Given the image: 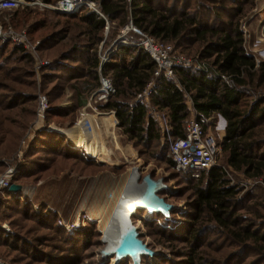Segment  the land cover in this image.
<instances>
[{
  "label": "rangeland",
  "instance_id": "obj_1",
  "mask_svg": "<svg viewBox=\"0 0 264 264\" xmlns=\"http://www.w3.org/2000/svg\"><path fill=\"white\" fill-rule=\"evenodd\" d=\"M155 1L162 5L164 0ZM27 6L34 13L28 20L33 26L30 32L27 25L14 27L9 20V12L0 11L1 24L5 21L15 30L26 31L32 45L22 47L30 54L31 69L35 73L31 78L13 71L21 83L1 82L0 95L12 97L14 91L19 90L23 97L14 96L13 102L18 104L16 108L1 112L12 122H2L0 135L4 134V139L0 142V175L12 168L14 172L10 182L20 184L22 188L12 196L7 194L6 187L0 188V264H114L112 256L100 255L106 244L104 236L107 238L108 234L106 229H102L103 215L124 177L131 172L136 175L135 185L139 180L142 183L148 173L152 178L162 176L168 188L159 194L174 206L169 218L157 213L150 215L139 209L130 215L139 237L155 251L153 256L142 257L141 264H187V251L194 240L190 237L186 241L188 228L183 221L193 212L190 206L193 196L184 171L167 163L168 150L163 148L167 143L160 138L159 144L148 147L142 142L129 140L115 122L112 110H102L99 108L101 103H96L97 112H92L86 106V98L84 104H78L67 88L70 70L66 66L78 62L65 60V65L57 66L61 53L75 43V29L67 34V21L53 15L52 10ZM168 9L173 14L196 12L202 23L218 28H224L230 22L237 24L244 38L245 51L250 54L257 49L254 58L264 59V0H169ZM108 29L97 47L107 56L120 44L118 39L115 40L117 34L111 35L112 27L110 32ZM47 35L54 36L45 39ZM127 39L135 40V37L128 34ZM192 39L193 36L182 39V45L175 50L186 56H196L197 44L188 45ZM3 44L7 45L4 55L8 56L3 66L23 65L13 60L17 57L11 50L14 43L7 41ZM80 56L83 53L75 54V57ZM9 86L14 87V91ZM54 86L63 89L56 98H53L56 90L51 91ZM243 91L250 100L264 96L262 88L248 86ZM40 94L46 96L47 110L52 105L68 114L48 118L45 112L43 121H36L35 114L30 116V113L36 108ZM4 97L1 98L5 103L8 99L4 100ZM30 97L34 99L28 100ZM150 106L148 113L154 115ZM82 117L84 119L79 123ZM23 118L31 122L26 125L28 127L20 141L15 140L12 134L20 133L18 125ZM209 119L213 121L212 128L215 124L217 129L224 126V120L218 115ZM81 129L90 134L93 131L87 141L104 151L102 159L89 155L84 150L85 145L79 143L81 141L75 132ZM59 134L65 137L63 141ZM19 150L22 151L20 158ZM217 163L223 164L221 153ZM227 177L230 184L239 189L238 198L247 204V211H242L245 217L255 223L264 222V178L246 177L235 171H229ZM197 241L200 242L197 243L198 249L203 251L200 264H264L262 253L253 246L236 247L207 229L198 235ZM119 264L131 262L124 260Z\"/></svg>",
  "mask_w": 264,
  "mask_h": 264
},
{
  "label": "trees",
  "instance_id": "obj_2",
  "mask_svg": "<svg viewBox=\"0 0 264 264\" xmlns=\"http://www.w3.org/2000/svg\"><path fill=\"white\" fill-rule=\"evenodd\" d=\"M43 1L54 3L57 0ZM93 1L99 3L103 16L85 6L71 13L51 11L53 15L67 21V34L71 29H75L77 33L75 43L67 51L61 53L58 60L59 65H57H65L63 64L65 60L78 62L76 65H66L70 70L67 76L70 84L67 88L71 90L78 104L81 105L84 104L85 98L87 100V97L99 88L100 75L108 78L115 92L106 103L99 105V108L113 110L118 127L127 139L142 142L148 147L159 144L161 138L160 126L148 113V105L154 106L157 110H164L171 134L175 137L184 135L185 125L190 116L188 100L192 109L196 111L197 118L203 119L204 127H209L213 122L209 121V118H215L217 115L221 117L225 122L224 135L220 140L223 164L212 166L207 173L201 171L197 178L191 176L190 169L183 170L187 183H190L189 188L193 196L190 203L193 212L189 213L188 219L183 221L188 228L186 241L193 237L191 240L196 242L198 235L207 229L218 236L221 235L236 247L251 245L264 257V222L255 223L245 217L242 211H247V204L238 198L239 189L236 185L230 184V179L227 177L229 171H235L246 177L264 178V96L250 100L248 95L238 88L239 86L244 88L250 86L264 89V59L256 60L245 51L244 38L237 24L230 22L226 27L218 28L202 23L196 12L188 14L183 11L173 14L168 9L169 0H164L162 5L156 3L155 0ZM241 10L242 8L238 9V11ZM4 11L9 12V20L14 27L27 25L30 32L33 26L28 20L34 14L31 7L25 6ZM130 20L141 31L159 41L175 42L173 43L175 49L182 45V39L193 36L188 45L197 44L199 59L209 62L217 74L178 66L173 68L172 76H167L163 72L154 76L156 63L148 51L139 44H119L115 46L114 51L108 53L107 59L101 62L99 55L102 53L97 47L102 41L106 21L108 32L112 27L111 35L115 36L119 29ZM42 22L40 20V23ZM2 24L4 26L6 22L3 21ZM128 34L135 37V40L129 41L138 42V36L131 31L124 35L125 40L128 41ZM53 36L47 35L45 39ZM6 47L7 45H0V59L2 60L0 88H3L1 87L3 80L21 83L16 78L18 75L13 71L25 73L31 78L35 75L31 69L30 54L18 44H13L11 48L13 53L17 54L13 60L22 62L23 65L4 67L3 62L8 58L4 55ZM78 53H83V56L75 57ZM218 73L231 76L235 87H228L219 78ZM152 77L153 85L147 103L144 99L137 98V94L143 90ZM9 87L14 91V87ZM54 90L56 93L54 92L53 98L63 92V89L57 86L52 87L51 91ZM84 94L85 96L82 97ZM4 96L0 95V132L3 129V121L12 122L9 121L7 115L3 116L1 112L16 108L18 104L13 102L14 96L23 97L19 90H15L12 97ZM1 97L8 100L4 103ZM31 99L34 97L28 100ZM35 109L31 111L30 116L35 114ZM59 109L51 105L46 111V116L49 118L52 115L65 116L68 114ZM28 121L29 119L23 118L19 122L20 133L12 134L15 140L20 141L24 136L28 127L26 125H29L31 120L29 123ZM22 130H24L23 133ZM213 130H215V125ZM59 136L63 138L62 141L65 139L61 134ZM3 139L4 134H1L0 142ZM164 147L168 150L166 145H163ZM85 150L92 155L86 145ZM168 156L167 163L174 167L169 153ZM13 180H15L14 177ZM7 194L12 196L14 192L8 191ZM193 242L187 251L186 262L187 264H200L203 261L200 257L203 251L201 248L198 249L199 241L195 244ZM124 260L130 259L124 258L120 263Z\"/></svg>",
  "mask_w": 264,
  "mask_h": 264
},
{
  "label": "built area",
  "instance_id": "obj_3",
  "mask_svg": "<svg viewBox=\"0 0 264 264\" xmlns=\"http://www.w3.org/2000/svg\"><path fill=\"white\" fill-rule=\"evenodd\" d=\"M130 0H128L129 2ZM27 5H35L42 8H49L50 10L57 12L71 13L77 11L80 7L85 6L91 10H94L99 15L103 16L100 11V5L93 0H57L54 3H46L43 0H0V11L15 10ZM108 29V22L106 21L105 31ZM133 32L138 36V42L127 41L123 37L127 32ZM120 44L125 45H142L153 58L156 63V69L154 76H157L160 72H163L167 76L173 75L174 67H186L193 68L195 70L204 73L217 74L213 66L209 62L200 60L198 55L186 56L183 53L177 52L174 45L168 42H163L155 39L151 35H148L132 24L131 20L121 27L118 31L117 38ZM11 42L29 48L30 41H28L27 33L24 29L15 30L11 24L0 23V45L5 42ZM34 50V47L32 46ZM257 50V49H256ZM250 53L254 57V52ZM101 62L107 59L105 53L99 55ZM257 58V57H255ZM258 59V58H257ZM219 78L224 81L228 87H235V83L231 76L219 74ZM100 86L97 90L92 92L87 100L86 106L92 109V112H97L96 103L104 104L109 97L115 92L110 80L104 76L99 77ZM153 85V77L148 81L143 90L137 94V98L148 100V96L151 93ZM239 89L244 90L243 86H239ZM151 110H154V115L151 116L155 119L161 129V139L167 143L168 153L171 157L173 165L178 170H191V176L197 178L200 172L207 173L208 170L217 163V157L220 153V140L222 135L220 134L224 130V126L220 129L213 130L212 126L204 127L203 119H198L196 111L190 109V118L186 122L184 135L182 137H175L171 134L170 125L168 123L167 115L164 111L160 112L154 106H150ZM48 108V101L43 94L38 95L35 109L36 121L42 122L45 116V112ZM114 113V111L112 110ZM84 115V113H82ZM82 120L79 121L82 122ZM115 122L118 123L117 119ZM83 124V123H82ZM225 125V122H224ZM24 141H22L23 145ZM21 149V148H20ZM22 151H18V157L20 158ZM13 169L8 168L2 175H0V188L8 187L10 178L13 175Z\"/></svg>",
  "mask_w": 264,
  "mask_h": 264
},
{
  "label": "water",
  "instance_id": "obj_4",
  "mask_svg": "<svg viewBox=\"0 0 264 264\" xmlns=\"http://www.w3.org/2000/svg\"><path fill=\"white\" fill-rule=\"evenodd\" d=\"M57 12L65 13L61 11ZM143 182L145 186L141 192L142 202L141 205H139L140 209L145 210L147 214L150 215L159 213L163 215L164 218H169L174 206L159 194L161 191L168 188L167 184L164 182V178L162 176L152 178L148 173L144 176ZM21 188L20 184L11 182L7 190L9 192H17L20 191ZM125 234L122 235L113 250H106V247H104L100 251V255L102 257L112 256V262L114 264L120 263L124 258H129L131 264H141L142 257L155 255V251L139 237V232L134 225H131L128 233Z\"/></svg>",
  "mask_w": 264,
  "mask_h": 264
},
{
  "label": "bare ground",
  "instance_id": "obj_5",
  "mask_svg": "<svg viewBox=\"0 0 264 264\" xmlns=\"http://www.w3.org/2000/svg\"><path fill=\"white\" fill-rule=\"evenodd\" d=\"M256 51L258 52V50ZM263 56H264V53H263ZM83 130L84 129H81V131L75 132L78 140L83 142L87 146L89 152L92 155H94L95 157L99 159H102L104 151H102L100 147L95 148L92 142L89 143L88 142L89 140L87 141V139L90 137L93 131L90 134ZM135 179H136V175H133L132 172L126 177H124L120 189L118 190V192H116L117 194L112 198V202H111V205L108 211H106V213L104 212L105 222H104V227L102 229L103 230L106 229L105 232L106 231L108 232L107 238L106 236H104L105 241H106V246H105L106 250H110V251L113 250L116 243L119 241L122 235H124L125 233L126 234L128 233L131 225H133L132 219H130V215L134 213L135 209L137 210L140 209L139 205H141V202H142L141 192L144 189L145 183L138 182V185H135V182H134Z\"/></svg>",
  "mask_w": 264,
  "mask_h": 264
},
{
  "label": "crops",
  "instance_id": "obj_6",
  "mask_svg": "<svg viewBox=\"0 0 264 264\" xmlns=\"http://www.w3.org/2000/svg\"><path fill=\"white\" fill-rule=\"evenodd\" d=\"M260 49H261V48H260ZM261 50H262V49H261ZM187 104H188V107L191 108V103H190L189 100H188ZM80 131H81V130H80ZM83 131H84V130H83ZM220 134L223 136V135H224V130H222ZM68 138H69V137H68Z\"/></svg>",
  "mask_w": 264,
  "mask_h": 264
}]
</instances>
